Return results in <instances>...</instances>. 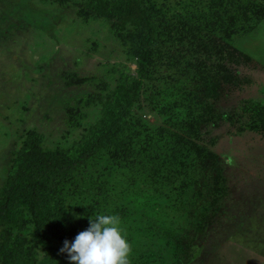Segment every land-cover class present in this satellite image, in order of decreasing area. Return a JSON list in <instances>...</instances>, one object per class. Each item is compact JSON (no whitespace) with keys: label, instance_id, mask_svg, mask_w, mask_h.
I'll return each instance as SVG.
<instances>
[{"label":"rangeland","instance_id":"374dc122","mask_svg":"<svg viewBox=\"0 0 264 264\" xmlns=\"http://www.w3.org/2000/svg\"><path fill=\"white\" fill-rule=\"evenodd\" d=\"M82 1L0 0V191L27 138L46 150L69 148L100 119L97 100L111 96L118 72L134 75L119 33L80 9ZM156 1L195 26L197 46L183 52L204 60L209 75L184 82L183 72L154 64L161 80L155 74L143 92L157 96L179 81L188 100L166 115L139 100L127 144L139 149L135 137L149 130L174 133L175 165L158 170L144 150L128 169L105 152L93 155L59 190L68 241L96 209L90 218L119 216L129 264H264V0ZM154 172L155 189L143 188L140 174ZM27 247L33 264H70L60 244Z\"/></svg>","mask_w":264,"mask_h":264},{"label":"trees","instance_id":"16d2710c","mask_svg":"<svg viewBox=\"0 0 264 264\" xmlns=\"http://www.w3.org/2000/svg\"><path fill=\"white\" fill-rule=\"evenodd\" d=\"M80 9L103 22L109 31L119 33L120 42L126 46L127 57L134 64V75L128 71L118 72L111 96L97 100L101 107L100 119L79 142L67 149L46 150L31 137L21 145L0 191V264H33L32 255L30 258L28 254V240L36 246L48 247L57 243L63 247V242L68 240L71 233V219L59 190L71 173L83 168L93 155L105 152L113 165L128 169L138 164L144 150L146 155H151V162L157 164L158 170L164 168L168 171V167L171 170V166L175 165V150L169 152L170 148H174V133L164 134L158 129V135H155L149 130L135 137L139 149L134 150L127 144L135 127L131 122L127 123V119L131 109L138 107L139 100L149 103L152 110L160 109L159 113L165 115L175 105H185L188 100L181 96L183 87L178 88L179 81L176 86L161 91L157 96L143 92L155 74L154 80H161L160 73L153 70L156 62L161 60L160 67L165 70H177L175 75L183 72L186 77L184 82L189 76L194 82L209 75L210 69L205 66L204 60L194 58L196 61L191 62L183 52L184 49L193 51L192 47L197 46L198 32L193 28L195 26L181 16L169 13L156 0H83ZM60 22L58 16L53 18V24ZM163 74L171 78L165 71ZM170 89L180 96H168V91L173 92ZM197 162L198 168L201 165L204 167L205 159ZM187 166L185 160L180 167L187 170ZM140 175L143 188L151 185L154 190V185L159 181L157 173ZM179 181L185 185L187 180L179 178ZM172 184L174 187V180ZM97 205L100 207V203ZM94 211L96 209L87 211V218L93 216L90 213ZM39 264L60 262L42 261Z\"/></svg>","mask_w":264,"mask_h":264},{"label":"clouds","instance_id":"9594fccd","mask_svg":"<svg viewBox=\"0 0 264 264\" xmlns=\"http://www.w3.org/2000/svg\"><path fill=\"white\" fill-rule=\"evenodd\" d=\"M119 225L116 215L89 218V227L71 244L65 240L59 251L67 253L70 264H129L131 248Z\"/></svg>","mask_w":264,"mask_h":264}]
</instances>
